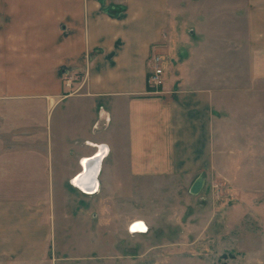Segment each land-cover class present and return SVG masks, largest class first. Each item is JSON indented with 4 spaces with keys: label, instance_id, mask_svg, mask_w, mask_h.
<instances>
[{
    "label": "crops",
    "instance_id": "0c3cea01",
    "mask_svg": "<svg viewBox=\"0 0 264 264\" xmlns=\"http://www.w3.org/2000/svg\"><path fill=\"white\" fill-rule=\"evenodd\" d=\"M252 3L246 22L264 44V0ZM170 9V0H0V264H49L50 189L75 186L101 145L98 190L125 185L116 174L123 164L134 187L207 179L221 108L215 76L202 79L205 59L189 54L163 88L148 85L151 56L164 45L176 53ZM59 103L73 117L97 107L98 119L74 118L57 137L47 113Z\"/></svg>",
    "mask_w": 264,
    "mask_h": 264
},
{
    "label": "rangeland",
    "instance_id": "374dc122",
    "mask_svg": "<svg viewBox=\"0 0 264 264\" xmlns=\"http://www.w3.org/2000/svg\"><path fill=\"white\" fill-rule=\"evenodd\" d=\"M170 3L176 53L168 55L165 45L154 53L163 69L157 89L174 78L172 69L189 54L205 59L202 79L213 83L215 76L218 88L221 120L205 186L196 196L190 193L197 174L193 181L187 176L146 180L134 187L123 164L116 174L124 186L101 187L91 195L71 184L50 189L49 264H264V44L245 15L257 5L252 0ZM152 65L149 61V70ZM74 118L80 126L91 124L98 119L97 107L77 117L69 103L50 107L47 131L65 137ZM20 190L26 196L44 191ZM139 221L146 233L131 232Z\"/></svg>",
    "mask_w": 264,
    "mask_h": 264
},
{
    "label": "water",
    "instance_id": "95a60500",
    "mask_svg": "<svg viewBox=\"0 0 264 264\" xmlns=\"http://www.w3.org/2000/svg\"><path fill=\"white\" fill-rule=\"evenodd\" d=\"M106 148V147H103ZM101 149V148H100ZM100 149L98 150V152L93 155L91 158H87L85 163L83 164V171L81 173H79L75 178H74V182H75V186L81 190L82 192H84L82 190V185H86V182H89L90 185H92V188L94 189V193L97 192L98 188H99V182H98V176L100 174V169H101V160L105 155V152L101 155L100 154ZM99 158V160L96 162V164L91 167V164L93 162H95V160ZM87 171V176L90 177L88 179L84 178V176L86 175ZM81 178V179H80ZM83 178V179H82ZM88 180V181H87ZM79 181V185L78 183L76 184V182ZM205 181H206V177L203 175L201 177H198V179H196V181L193 183V185L190 188V193L194 196L198 195L201 193V191L203 190L204 186H205ZM92 193V192H91Z\"/></svg>",
    "mask_w": 264,
    "mask_h": 264
},
{
    "label": "built area",
    "instance_id": "2783aa9c",
    "mask_svg": "<svg viewBox=\"0 0 264 264\" xmlns=\"http://www.w3.org/2000/svg\"><path fill=\"white\" fill-rule=\"evenodd\" d=\"M150 61L153 63L151 67V73L148 77V85L151 89V91H156L157 88L163 85V69L161 68L162 65V59L158 55H152L150 58ZM67 86H70V79L66 82ZM102 147V145H101ZM98 147V150L101 148ZM107 154V151L105 153V156ZM98 191V190H97ZM133 226V225H132Z\"/></svg>",
    "mask_w": 264,
    "mask_h": 264
},
{
    "label": "bare ground",
    "instance_id": "6f19581e",
    "mask_svg": "<svg viewBox=\"0 0 264 264\" xmlns=\"http://www.w3.org/2000/svg\"><path fill=\"white\" fill-rule=\"evenodd\" d=\"M107 150H106V148H103V146L101 147V149H100V154L99 155H101V154H103L104 152H106ZM98 152V151H97ZM96 152V153H97ZM95 153V154H96ZM94 154V155H95ZM92 157V156H91ZM91 157H88V158H91ZM104 157H105V155H104ZM104 157L102 158V160L101 161H103V159H104ZM86 159L87 158H85V159H83V161H82V168L84 167L83 166V164L85 163V161H86ZM99 160V158H97L96 160H95V162H93L92 164H91V167H93L95 164H96V162ZM101 164H102V162H101ZM84 169V168H83ZM83 171V170H82ZM81 171V172H82ZM80 172V173H81ZM86 175L84 176V178H86L87 179V171H86V173H85ZM90 177H88V179H89ZM81 179V178H80ZM83 179V178H82ZM88 181V180H87ZM78 183V185H79V181H77L76 182V184ZM73 184H75V182L73 181ZM80 186V185H79ZM82 190L84 191L83 193H85L86 195H91V194H94V189L92 188V185H90L89 184V182H86V185H82ZM94 191V192H93ZM92 192V193H91ZM133 226L131 227L132 228V233H140V234H143V233H146L147 232V230H148V228H147V226L142 222V221H139V222H135V223H133L132 224Z\"/></svg>",
    "mask_w": 264,
    "mask_h": 264
},
{
    "label": "trees",
    "instance_id": "16d2710c",
    "mask_svg": "<svg viewBox=\"0 0 264 264\" xmlns=\"http://www.w3.org/2000/svg\"><path fill=\"white\" fill-rule=\"evenodd\" d=\"M120 11L121 9H118V10L110 11V13L115 15V14H118Z\"/></svg>",
    "mask_w": 264,
    "mask_h": 264
}]
</instances>
